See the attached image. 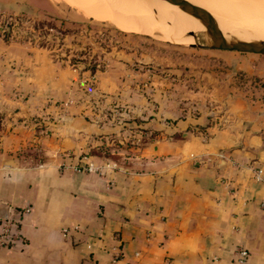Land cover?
I'll use <instances>...</instances> for the list:
<instances>
[{
  "label": "crops",
  "instance_id": "obj_1",
  "mask_svg": "<svg viewBox=\"0 0 264 264\" xmlns=\"http://www.w3.org/2000/svg\"><path fill=\"white\" fill-rule=\"evenodd\" d=\"M54 3L0 0V14L54 18ZM224 50L178 52L189 63L173 72L190 87L158 92L141 147L129 148L103 108L147 118L137 87H106L114 75L97 72L88 87L44 46L0 35V208L12 242L0 264H264V54ZM86 89L114 94L91 106ZM41 105L52 114L43 134ZM36 145L38 162L22 154ZM89 161L102 169H75Z\"/></svg>",
  "mask_w": 264,
  "mask_h": 264
},
{
  "label": "rangeland",
  "instance_id": "obj_2",
  "mask_svg": "<svg viewBox=\"0 0 264 264\" xmlns=\"http://www.w3.org/2000/svg\"><path fill=\"white\" fill-rule=\"evenodd\" d=\"M53 1L55 3L57 2L58 11L62 15L55 16L54 18L40 19L29 13L23 12L21 13L22 16H17L19 19H15L11 25L12 34L10 38L20 41L31 40L37 46H44L46 50L52 54V59L68 63L70 65L69 68H74L76 71L80 72V78L88 81L84 82L88 87H95L96 85V80L92 76L95 72L98 74L109 73L114 75L115 80H113V82L111 78V81L104 78L107 80L108 84L106 87H137L139 91L137 94L142 93L150 104L147 113L146 109L143 110V114H146L145 116L149 118L152 117L153 114H157L159 110L156 97L158 92L170 93L175 83H179L177 87H190L191 80L188 75L180 74L178 76L173 72V69L184 67V63H189L188 58L183 57L181 55L182 52L178 53L179 51H186L187 49L221 55L228 53V51L224 49L209 50L208 48L200 47H190L188 49V42H179V38L174 37V33H167V35L161 36L159 33L161 30L164 32L163 29L155 28L145 33L130 30L132 26L128 29H123L119 22L112 21L109 17L108 19L106 17L100 19L97 16L89 15L84 9L82 11L75 7L71 4L75 0H70V2L69 0ZM242 1H244V3L240 6L244 9L247 8L244 13L247 14L245 15L246 17L249 16L245 20L242 19V16H244L243 12H239L237 6L233 8H210V6H206L205 8L212 14L217 11L220 16H223V18H220L221 20L215 19L217 24H219V22L220 25L232 24V26L236 28L244 27L264 32V4H258L259 0H253L254 2L249 0ZM260 1L264 3V1ZM247 2L249 4L251 2L252 4L254 3V6L250 4L251 7H249ZM259 5H263V7H257ZM114 12L116 14L118 10L113 11V14ZM5 16L7 15L5 14ZM5 16L0 14V24L2 22L8 23L10 20V17L3 19ZM235 18L239 21L244 20V22H237ZM144 30L145 28L143 31ZM257 35L256 31V36ZM231 51H236L235 53L238 52L237 50ZM214 57L217 56L214 55ZM98 82L97 80V85L102 87V81L100 84ZM105 90L103 91V95H98L95 91L89 92V89L83 90L82 101L88 104L91 103V106L96 103H98V106L100 103L102 105L103 99L107 98L106 94H114L106 93ZM22 98L26 99V97ZM94 99L95 101H93ZM121 106L120 104L105 106L103 108L104 116H102L105 119L109 118L112 122L119 121L122 129L128 130L129 135L126 139H123L125 145L129 148L141 147L143 143V139L140 136L141 132L128 128L120 121L121 118L125 116ZM39 109L42 112L40 113L41 116H37L35 119L37 124L36 132H42L43 134V129L46 124L43 122L42 118L47 120L50 118L48 116H50L51 113L46 111L44 105H41ZM57 113L60 114V111H57ZM128 113L129 111H127V116L129 115ZM130 114L140 117L141 111L133 106L132 110L130 109ZM136 137L141 139L137 141ZM125 145L121 144V146ZM108 148L110 147H103V149ZM40 149V145L31 146L29 149L23 150L24 152L22 151V154L25 157H31V161L38 162L44 158ZM107 153L115 160H125L123 155L113 154L112 152ZM125 154L127 155L128 153L125 152Z\"/></svg>",
  "mask_w": 264,
  "mask_h": 264
},
{
  "label": "bare ground",
  "instance_id": "obj_3",
  "mask_svg": "<svg viewBox=\"0 0 264 264\" xmlns=\"http://www.w3.org/2000/svg\"><path fill=\"white\" fill-rule=\"evenodd\" d=\"M190 1L198 5H201L203 7L210 6V8L211 7L233 8L237 6L239 8V12L241 13L243 12L244 16H242V19L245 20L246 18L249 17V16L246 17L245 15L247 14L244 13V11L247 8L244 9L243 7L240 6L241 4L244 3V1L242 0H190ZM249 1L254 2L255 0L254 1L249 0ZM252 2L250 4H252ZM260 3L264 4L259 0L258 4ZM71 4L81 9L82 11L84 9L91 16H97L100 19H104L105 17L108 19L109 17L110 20L119 22V24L123 27V29H128L129 27L132 26L130 30L138 31L142 33L148 31L150 32L151 29H155V28L163 29L164 32L161 30L159 33L161 36H165V34L167 35V33H174V37H178L179 42H193L194 41L193 37L191 35L183 34V32L187 29H196L200 26V23L195 16H193L191 13L181 9L180 7L176 6L175 4L167 0H75ZM248 4L249 3L247 2V5ZM250 4L249 7H251ZM261 6L263 7V5H259L257 7H261ZM115 10H118V12H116V14L114 12L113 14V11ZM212 15L216 20H221L220 18H223V16H220L219 12L217 13V11H215ZM237 18L235 19L237 20ZM244 20H240V21L237 20V22L239 21L242 23L244 22ZM217 25L223 31L237 30L240 37L245 40H249L256 37V31L258 37L264 36V32L258 30L247 29L244 27L236 28L232 26V24L220 25V22ZM144 28L145 30L143 31Z\"/></svg>",
  "mask_w": 264,
  "mask_h": 264
},
{
  "label": "water",
  "instance_id": "obj_4",
  "mask_svg": "<svg viewBox=\"0 0 264 264\" xmlns=\"http://www.w3.org/2000/svg\"><path fill=\"white\" fill-rule=\"evenodd\" d=\"M181 9L195 16L200 26L196 29H187L184 34L191 35L193 42L187 45L209 49H228L240 52L264 54V36L258 35L252 39H242L237 30L223 31L218 27L214 16L205 7L190 0H167ZM5 204L0 208V216L4 215Z\"/></svg>",
  "mask_w": 264,
  "mask_h": 264
},
{
  "label": "built area",
  "instance_id": "obj_5",
  "mask_svg": "<svg viewBox=\"0 0 264 264\" xmlns=\"http://www.w3.org/2000/svg\"><path fill=\"white\" fill-rule=\"evenodd\" d=\"M139 137H136V140L138 141ZM134 141V140H133ZM87 157V156H85ZM104 167V166H103ZM102 169V167H98L97 165H95L93 162L89 161L86 165H82V166H76L75 169L77 171H81V170H92V169ZM254 175L258 178V179H263V174H262V169H256L254 170ZM10 223L11 220L9 217H0V246L4 247V246H8L10 247V245H12L11 242V235H10ZM74 229H77L78 226L74 225L73 226ZM62 231L64 233H67L69 231V229L67 227L62 228ZM248 249L246 247H239L236 251L237 254V260L240 263H243L246 258L248 257ZM119 259V254L117 251H115L114 255L112 256V263H115L117 260Z\"/></svg>",
  "mask_w": 264,
  "mask_h": 264
},
{
  "label": "trees",
  "instance_id": "obj_6",
  "mask_svg": "<svg viewBox=\"0 0 264 264\" xmlns=\"http://www.w3.org/2000/svg\"><path fill=\"white\" fill-rule=\"evenodd\" d=\"M6 17H8V16H5L3 19H6ZM15 19H19V18L17 16L15 18L10 17V20L8 21V23L2 22L0 24V35L5 37L6 39H10L11 34H12V31H11L12 26L11 25L15 21ZM33 40H34V38H33ZM120 114H123V113H120ZM148 118L149 117L143 119V118H141V116L139 117L138 115L129 114L128 116H123L120 121L123 122V125L125 124L130 129H133L135 131H141V130L145 129V127L142 125V123H144V121ZM0 126H1V123H0Z\"/></svg>",
  "mask_w": 264,
  "mask_h": 264
}]
</instances>
